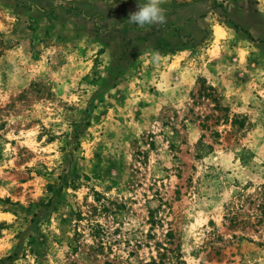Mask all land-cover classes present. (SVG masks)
<instances>
[{
	"label": "rangeland",
	"instance_id": "rangeland-1",
	"mask_svg": "<svg viewBox=\"0 0 264 264\" xmlns=\"http://www.w3.org/2000/svg\"><path fill=\"white\" fill-rule=\"evenodd\" d=\"M0 264H264V0H0Z\"/></svg>",
	"mask_w": 264,
	"mask_h": 264
}]
</instances>
